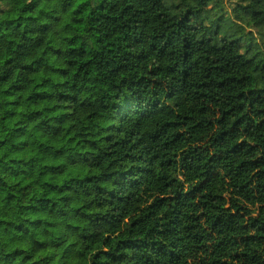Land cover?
Listing matches in <instances>:
<instances>
[{"label": "trees", "instance_id": "16d2710c", "mask_svg": "<svg viewBox=\"0 0 264 264\" xmlns=\"http://www.w3.org/2000/svg\"><path fill=\"white\" fill-rule=\"evenodd\" d=\"M0 264H264V0H0Z\"/></svg>", "mask_w": 264, "mask_h": 264}, {"label": "clouds", "instance_id": "9594fccd", "mask_svg": "<svg viewBox=\"0 0 264 264\" xmlns=\"http://www.w3.org/2000/svg\"><path fill=\"white\" fill-rule=\"evenodd\" d=\"M79 2L83 3V2H84V0H79Z\"/></svg>", "mask_w": 264, "mask_h": 264}]
</instances>
